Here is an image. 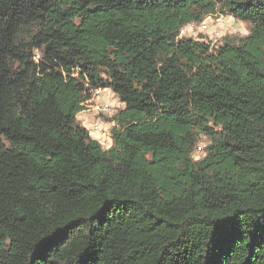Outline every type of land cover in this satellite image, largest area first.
<instances>
[{
    "label": "trees",
    "instance_id": "trees-1",
    "mask_svg": "<svg viewBox=\"0 0 264 264\" xmlns=\"http://www.w3.org/2000/svg\"><path fill=\"white\" fill-rule=\"evenodd\" d=\"M0 264H264V0H0Z\"/></svg>",
    "mask_w": 264,
    "mask_h": 264
},
{
    "label": "rangeland",
    "instance_id": "rangeland-1",
    "mask_svg": "<svg viewBox=\"0 0 264 264\" xmlns=\"http://www.w3.org/2000/svg\"><path fill=\"white\" fill-rule=\"evenodd\" d=\"M220 17L228 18L227 24L225 26H216L217 20ZM229 17L230 16H221V15H214L208 17L204 22H202L195 28L193 29L188 28L186 31L187 36L185 37L194 38V39L204 37L208 42H211L212 46H220L227 40L237 41L239 39L247 37L249 35L251 26L247 23L238 21L233 17H232L233 19H230ZM205 24L209 25V30L202 31L201 25H205ZM112 94L104 93L103 99L105 101L114 100L116 96L113 92ZM100 103L101 100L98 101V104H96L97 107L94 108V110L92 111V116H91V118L93 119L92 121L101 119L104 122L111 123L113 121V118L116 117V115L114 114V115L103 116L99 111ZM79 124L81 125L80 122ZM207 145H208L207 140L205 139L201 140L194 155L196 161H198L202 157Z\"/></svg>",
    "mask_w": 264,
    "mask_h": 264
},
{
    "label": "built area",
    "instance_id": "built-area-1",
    "mask_svg": "<svg viewBox=\"0 0 264 264\" xmlns=\"http://www.w3.org/2000/svg\"><path fill=\"white\" fill-rule=\"evenodd\" d=\"M222 16V15H221ZM230 19H233L232 17H229ZM228 18L226 17H220L217 20V25L216 26H225L227 24ZM199 24H191L185 28H183L180 31V36L185 37L186 31L188 28L193 29ZM201 30L202 31H207L209 30V25H201ZM37 59H39V55L36 56ZM104 93L112 94L110 90H106L102 92L101 94L98 95V97L94 101V108L97 107L96 104H98V101L101 100V103L99 104V111L100 113L104 116L108 115H116L119 111H121L124 108V104L117 98L115 97L114 100H108L105 101L103 99ZM113 95V94H112ZM102 98V99H101ZM93 108V110H94ZM92 110V111H93ZM90 112H84L81 113L82 116L78 118V122L81 123L82 127L85 128L89 135L97 141L105 150H109L112 145H113V139L111 136V129L112 127H115L117 124L115 121H112L111 123H107L102 121L101 119H98L96 121L90 120V117L87 116L88 113ZM80 114V115H81Z\"/></svg>",
    "mask_w": 264,
    "mask_h": 264
},
{
    "label": "crops",
    "instance_id": "crops-1",
    "mask_svg": "<svg viewBox=\"0 0 264 264\" xmlns=\"http://www.w3.org/2000/svg\"><path fill=\"white\" fill-rule=\"evenodd\" d=\"M81 116H82V114H81V115H79V117H81ZM87 116H89V117H90V120H93V119L91 118V116H92V113H88V114H87ZM79 117H78V118H79Z\"/></svg>",
    "mask_w": 264,
    "mask_h": 264
}]
</instances>
